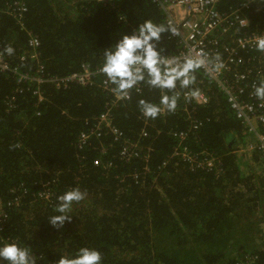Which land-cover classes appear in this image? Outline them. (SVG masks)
<instances>
[{"label":"trees","instance_id":"obj_1","mask_svg":"<svg viewBox=\"0 0 264 264\" xmlns=\"http://www.w3.org/2000/svg\"><path fill=\"white\" fill-rule=\"evenodd\" d=\"M10 1L0 0V47L13 66L34 73L33 63L21 61L29 37L5 13ZM110 1L115 7L98 0H26L25 28L41 40L47 74L66 76L83 65L91 70L104 66L105 53L125 35L138 33L146 21L165 29L152 41L161 57L182 50L163 11L151 0ZM244 1L222 0L220 11L232 13ZM241 16L248 25L238 28V36L264 31V0L252 1ZM241 56L243 65L233 72L247 70L256 76L261 71L258 82L264 87V49L259 45ZM189 76V87L177 81L175 89L164 91L169 96L203 92L209 97L207 105L179 98L176 111L145 118L140 101L159 104L162 92L141 83L139 93L113 108L114 125L129 140L153 148L148 161L124 163L120 145L110 137L92 139L83 151L78 148L80 134L90 128L87 121L93 122L115 99L99 86L107 75L91 86L72 84L58 90L45 85L46 101L37 115L36 99L29 93L18 96L17 110L7 112L4 100L16 85L12 75L0 72V199L4 206L20 199L19 206L7 209L8 224L0 240H13L38 264H61L82 249L99 252L101 264H244L240 261L245 255L256 257L254 264H264L263 157L258 150L241 151L249 145L244 125L217 84L199 67ZM145 127L149 137L140 139ZM175 132L187 133L186 144L194 153L218 157V172L192 170L172 159L179 144ZM101 144L108 149L104 164L113 162L108 170L94 166ZM48 183L51 200L36 198ZM76 188L85 199L73 205L63 224L54 225L58 197Z\"/></svg>","mask_w":264,"mask_h":264},{"label":"built area","instance_id":"obj_2","mask_svg":"<svg viewBox=\"0 0 264 264\" xmlns=\"http://www.w3.org/2000/svg\"><path fill=\"white\" fill-rule=\"evenodd\" d=\"M111 7H115L110 0H98ZM156 4L165 15V23L173 37H177L182 45V50L178 55L173 57H162L176 61L179 65H184L189 60L194 63L203 61L198 67L207 74L219 87L220 91L234 112L237 120H239L245 128L249 145L244 149L243 153L258 150L263 157V176H264V99L257 95L259 86L258 78H263L261 71L256 76H251V71L233 72V67L243 65L242 52H247L260 45V41L264 40V31L255 32L250 35L238 36V28H244L248 25L247 19L241 16L243 9H248L252 1L245 0L241 3L237 10L232 13H222L219 5L222 0H151ZM5 13L15 19L23 30L28 33L27 50L23 52L21 61H30L36 66L34 73L23 71L17 66L10 63L8 55L0 47V72L2 74L12 75L15 81L16 89L12 95L4 100V107L7 112L17 110L16 103L18 96L23 94H32L36 99L35 111L40 115L39 109L46 101L43 91L45 85H52L58 90L69 88L72 84L82 86L95 85L98 77L106 75L103 73V66L91 70L87 65H83L80 72L72 73L66 76H50L47 74L46 67L42 61L39 48L41 40L39 36L25 28V19L28 13L26 0H11L6 5ZM229 40L223 43V40ZM100 88L114 95V101L103 114L97 117L93 122L87 121L90 128L80 134L78 140V148L80 151L90 145L92 139L101 141L104 137H110L115 144L120 145V159L124 163H130L133 160L141 159L146 162L149 160L153 152L151 147H143L141 141L129 140L125 134L114 125L112 111L119 103L127 101L135 93L141 91V85H137L129 91L127 98L118 99L114 94V87L108 77H105L100 83ZM191 91L178 95L179 98L194 101L198 106H204L209 103V97L203 92H199L204 97L203 103H198L191 98ZM167 111L161 113L166 114ZM190 115V112H187ZM191 119V117H189ZM194 123V120H193ZM193 128H197L194 123ZM174 138L178 139L179 144L175 147L171 158L179 159L183 163L190 166L192 170H208L218 172L220 160L211 153H194L187 144V133L175 132ZM149 137V132L145 127L140 139ZM108 152L107 146L101 144L99 148L100 156L95 159V167H103L108 170L112 167L113 162L104 164L102 158ZM242 153V154H243ZM167 163L165 162L164 165ZM149 173V169L145 168L144 176ZM132 177V175H130ZM138 182V175L132 177ZM125 179V177H123ZM124 181V180H123ZM138 184V183H136ZM14 192V191H13ZM27 191H23L24 196ZM52 188L50 184H46L43 190L39 191L35 196L43 201L49 202L52 198ZM0 199V235L5 230L9 213V207L19 206L20 199L16 198L12 202H8L4 206ZM9 243L14 241L5 239ZM245 257L240 261L244 264H254L256 257ZM250 257V258H249ZM249 258V259H247ZM31 264H38L30 261Z\"/></svg>","mask_w":264,"mask_h":264},{"label":"clouds","instance_id":"obj_3","mask_svg":"<svg viewBox=\"0 0 264 264\" xmlns=\"http://www.w3.org/2000/svg\"><path fill=\"white\" fill-rule=\"evenodd\" d=\"M163 31L165 29L162 26L146 21L138 33L125 35L114 49L105 53L106 61L102 68L111 83L116 85L113 91L118 99L127 98L129 91L141 83L161 90L159 104L140 101L142 114L150 119L158 118L165 111H176L179 97L169 96L164 90L175 89L177 81H181L182 87H189L193 83L189 73L203 63L189 60L181 66L174 60L162 58L152 41L159 40ZM260 47L264 49V40L260 41ZM257 95L264 99V87L257 89ZM191 98L198 103L204 102V97L198 91L192 92ZM84 199L85 193L78 188L66 191L58 197L55 208L58 215H54L51 222L54 225L63 224L73 210V205ZM0 261L31 264L28 250L7 240H0ZM61 264H101V256L97 251L82 249L76 258L64 259Z\"/></svg>","mask_w":264,"mask_h":264},{"label":"rangeland","instance_id":"obj_4","mask_svg":"<svg viewBox=\"0 0 264 264\" xmlns=\"http://www.w3.org/2000/svg\"><path fill=\"white\" fill-rule=\"evenodd\" d=\"M241 157H243V156H241ZM244 171H245V166H243V168H242Z\"/></svg>","mask_w":264,"mask_h":264}]
</instances>
